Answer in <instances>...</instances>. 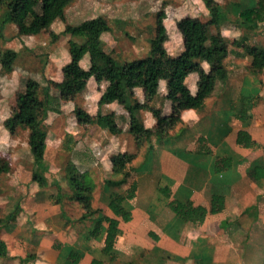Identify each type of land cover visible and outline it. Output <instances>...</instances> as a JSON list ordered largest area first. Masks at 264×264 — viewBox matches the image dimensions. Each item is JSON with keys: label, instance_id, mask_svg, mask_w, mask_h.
<instances>
[{"label": "crops", "instance_id": "crops-1", "mask_svg": "<svg viewBox=\"0 0 264 264\" xmlns=\"http://www.w3.org/2000/svg\"><path fill=\"white\" fill-rule=\"evenodd\" d=\"M240 12L241 8L235 7L231 13L234 21L240 22V25L228 26L226 23L221 28L222 37L229 47L228 56L224 60L229 72L228 79L217 83L213 94L206 99L201 109H182L181 121L171 131V137L161 141L157 140V137L153 138L150 146L146 148V158L138 162L137 175L132 176L127 184L107 189L105 181L116 178L104 180L101 198L105 199L106 207H98L100 212L96 216L106 215L120 220L122 234L114 248L115 258L103 252L107 223H104L98 237H92L89 235L94 225L91 219L90 225L81 234L79 247L73 244L70 250L64 252L65 243L68 241L67 234L62 232L58 234L62 243H58L59 248L55 250L54 240L47 239L46 234L42 232V229L48 226L47 221L52 220V215L49 212L43 213L49 203L45 204L43 202L45 198H40L41 190L34 193L31 200L26 202L21 216L18 214L17 220L3 229L1 238L7 244L8 255L18 257L23 255L18 253V249L16 253L9 246V231H12L11 237L18 241L19 246L31 245L35 248L37 264H75L69 258L73 250L81 255L78 264H82L85 257H87L85 264H92L95 259L103 261L104 264H112L118 257L115 250L117 244L124 240L139 241L135 231L139 221H146L149 227L145 230L143 244L147 245L148 264H264V170L259 179L249 174L256 166L264 168V69L257 73L252 72L250 70L252 58L248 54L254 49L264 47V22L256 25L253 30L246 31L241 24ZM209 18L207 14L204 19ZM183 50L181 47L178 52L176 50L169 52L178 56ZM201 66L205 71H209L207 61L201 62ZM199 79V72H192L185 79L193 94L198 91ZM167 85V80H161L159 96L153 103L156 106H163L165 113L170 114L174 105L165 99L168 94ZM136 94L143 102L145 98L143 88H137ZM242 96H248L252 101V105L250 101L245 104L249 113L246 120H240L236 116L238 110L244 106L240 101ZM105 106L103 113L114 112L117 123L123 129L122 133L113 135L99 127L108 136L106 148L104 147V151L108 149L110 152L105 164L106 172L113 173L111 156L129 150L124 144V137L121 136H124L130 125V119L129 113L117 101ZM140 116L147 128L155 127L156 120L149 110H142ZM176 129L177 132L174 133ZM242 129L251 133L258 143L257 147H244L238 144V132ZM72 135L76 137L77 133L73 132ZM130 137L132 138L131 134ZM200 137L206 139L211 150L209 154L197 152ZM218 157H231L232 168L217 173L215 163ZM85 160L82 158L80 163L74 162L80 168L88 164L82 162ZM213 183L230 186L225 197V207L218 213L210 211L212 198L210 188ZM132 184L137 185L136 196L132 200H137L138 205L133 207V210L128 208L132 211L133 218L125 222L122 218L116 217L110 209V194L126 193ZM122 187L124 188L118 189ZM160 187L170 188L171 197L165 196ZM173 199L192 200L196 205L206 206L209 212L205 221L199 224L184 222V226L178 231L171 229V225H174L178 218L168 205ZM164 208L167 209L165 213L167 216L157 219L155 213H162ZM125 223H130L127 228ZM31 224L34 225L33 231ZM224 225L228 228L223 227Z\"/></svg>", "mask_w": 264, "mask_h": 264}, {"label": "trees", "instance_id": "trees-1", "mask_svg": "<svg viewBox=\"0 0 264 264\" xmlns=\"http://www.w3.org/2000/svg\"><path fill=\"white\" fill-rule=\"evenodd\" d=\"M251 3H248V2ZM33 0H0V9L4 13L0 21L1 28L8 23L17 26L19 35H38L48 29L57 19L65 18V9L72 0H42V11L36 10L32 4ZM205 5L211 12L208 20L200 17H187L178 21L179 29L185 36V49L178 55L170 54L165 46L169 38L164 20L167 18L165 8H162L156 15L155 36L150 39L151 49L144 57L135 58L120 62L103 51L102 35L112 29L111 23L106 16L100 15L85 20L76 25H68L64 34L73 38L69 40V51L72 55V62L64 67L63 79L61 81L50 80L43 87V97L39 91L41 84L33 78L26 82L24 91L18 93L14 115L7 121L9 126L28 129V144L34 154L35 164L45 168V142L48 134L42 129L43 124L49 118L50 112L60 113L62 111L59 101L62 95L71 90H82L86 87L87 79L94 77L101 83L108 86L99 100L97 114L91 115L87 110L76 107V116L79 122L96 124L102 129L108 130L113 135L123 132L117 123V116L114 112L104 114L101 107L104 104L117 101L129 113L131 133L137 143L150 144L154 137L167 139L171 137V131L181 121L182 109H201L208 97H210L219 81L225 82L229 77L225 65V58L228 56L229 47L222 37L221 28L232 19L231 12L226 10L216 0H205ZM237 6V5H236ZM242 26L246 31L253 30L256 25L264 22V0H241ZM216 28V31L213 30ZM78 38L80 41L74 39ZM18 52L8 49L4 55H9L5 64L8 68L12 65ZM251 58L250 70L254 73L264 69V47L254 49L248 53ZM90 56L88 69L81 68V60L84 56ZM5 60V59H4ZM207 61L210 68L205 71L201 62ZM11 69V68H10ZM192 72H199L198 91L193 94L185 82L186 77ZM167 80L168 99L174 105L170 114L165 113L163 106H156L153 101L159 96L160 82ZM53 88L58 91L57 95L52 92ZM143 88L145 98L142 102L136 89ZM64 96V95H63ZM251 100L248 96H242V109L238 110L236 116L240 120L249 118L246 102ZM142 110H149L156 120L154 128H147L143 118L140 116ZM197 152L209 154L211 152L207 141L200 137ZM238 144L244 147H257L258 143L253 139L247 130H240L237 138ZM136 154L129 152H117L111 156L113 172L119 175L117 179H107V189L125 185L132 177L130 163ZM233 166L231 157H218L215 163L217 173L226 171ZM10 170V169H9ZM6 168L0 165V175L6 173ZM261 166H256L250 171V175L259 179L261 177ZM66 177L73 189L69 198L82 204L85 212L81 220H93V228L89 235L98 237L104 223L106 227V239L103 252L111 258H115L114 248L119 236L122 234L120 220L118 218L96 216L100 209L93 206V193L96 183L88 171L83 172L74 160H69L65 166ZM32 180L39 181L41 186L47 184L46 176L38 172L33 173ZM60 187V186H59ZM230 186L223 183H213L210 188L211 213H218L225 207V197L229 193ZM137 185L132 184L126 193H111L109 207L123 221L129 222L133 218L132 211L125 207L124 202L136 196ZM160 191L167 197H171V190L168 187H160ZM62 193L58 195V202L61 203ZM169 208L183 222L199 224L205 221L209 209L204 205H196L192 200L173 199ZM18 211L13 210L5 219H0L1 230L17 220ZM0 257L7 258L8 248L6 242L0 236ZM69 258L72 262L78 263L81 255L78 251H71ZM92 264H104L103 261L93 260ZM130 264H146L139 261H131Z\"/></svg>", "mask_w": 264, "mask_h": 264}, {"label": "rangeland", "instance_id": "rangeland-1", "mask_svg": "<svg viewBox=\"0 0 264 264\" xmlns=\"http://www.w3.org/2000/svg\"><path fill=\"white\" fill-rule=\"evenodd\" d=\"M204 1L72 0L65 9V18L57 19L48 29L38 35H19L17 26L13 23H8L2 28L0 26V165L6 170L10 169L0 175V219H5L13 210H17L20 217L26 202L31 200L34 193L41 190L40 198H45L43 201L45 204L49 203L43 213L49 212L52 215V220L47 221L48 226L43 228L42 232L46 234L47 239L54 240L53 248L55 250L59 248L58 243H62L58 234L66 233L68 242L65 243L63 250L67 252L73 247V244L77 247L80 246L81 234L90 225L89 219L81 220L82 214L85 212L82 204L69 198L70 194H73V189L66 177L67 162L74 160L80 163L82 158L86 159L82 162L88 164L80 166V169L83 172L88 171L96 181L92 202L95 208L106 207L105 199L101 198L104 180L119 178V175L114 172H106L105 164L110 154L108 149L104 151L105 142L108 140L107 134L96 124L86 125L87 123L79 122L76 116V107L83 108L93 114L98 111L99 100L108 86L107 83L99 84L94 80L95 78L89 77L86 87L82 90L71 89L65 92L64 96L62 95V100L59 101L62 111L60 114L50 112L49 118L42 126V129L48 134V139L45 142V168L35 164L34 154L28 144V129L15 127V125L11 127L7 123L14 115L17 95L24 91L29 78L40 82L39 94L41 98L43 97V87L50 80L61 81L63 79L64 67L72 62L69 40H72L73 37L63 33L66 27L100 15L106 16L112 29L102 35L103 51L109 53L112 58L125 62L148 54L151 49L150 39L155 36L156 15L162 8H165L167 13L164 23L169 34V38L165 42L168 52H175V50L178 52L181 47L185 49V36L179 29L178 21L187 17H200L206 20L204 18L207 14L211 17V12ZM219 1V4H222L231 13L233 8H240L241 0ZM32 4L36 10L42 11V0H33ZM3 13L4 8H1L0 21ZM230 21L226 25H240V22L234 21L233 18ZM213 30L216 31V28L213 27ZM74 39L80 41L78 38L74 37ZM8 49L18 52L9 68L5 64L9 55L3 56ZM89 58V55L84 56L80 62L81 68L85 70L89 68ZM52 92L54 95L58 94L55 88ZM112 103L114 101L110 104ZM105 105L101 107L102 112L106 108ZM250 105H252V101H250ZM73 132L77 133L76 137L72 135ZM173 132H177V129ZM130 134L128 126L121 138L124 137V144L127 150L129 149L128 152L136 153V157L129 165L132 176L135 177L138 162L146 158V148L150 146V143H137L132 134L133 142H131ZM157 140L165 139L157 138ZM34 172L45 175L47 184L41 186L39 181L32 180ZM59 193H62L63 196L61 203L58 204ZM60 205L61 211H59ZM125 205L133 210V207L138 203L137 200L128 199ZM166 211L167 209L164 208L162 213L156 212L157 219L164 218V215L167 216ZM138 218L137 214L136 219ZM129 224L125 223V227L127 228ZM33 226L31 224L32 231L34 230ZM182 226H184V222L177 218L175 224L171 225V229L178 231ZM148 227L149 223L139 221L135 231L139 241L124 240L119 242L115 249L118 257L112 264H130L132 259L149 263L146 259L147 245L143 244L145 243L143 236ZM223 227L228 228L227 225ZM11 232L9 231L10 248L16 253L18 249V253L23 255L19 257L9 255L7 259L0 258V264H37L35 248L31 245L19 246L18 241L11 237ZM2 234L3 229L1 237ZM83 263H87V257L82 260Z\"/></svg>", "mask_w": 264, "mask_h": 264}]
</instances>
